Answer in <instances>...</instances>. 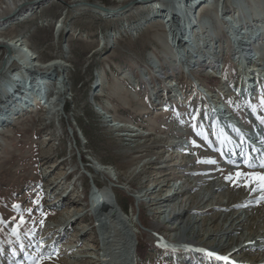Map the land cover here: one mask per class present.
<instances>
[{"label":"rangeland","instance_id":"1","mask_svg":"<svg viewBox=\"0 0 264 264\" xmlns=\"http://www.w3.org/2000/svg\"><path fill=\"white\" fill-rule=\"evenodd\" d=\"M65 1L50 0L39 9H32V16L27 13L25 22H22L24 16H18L27 9L23 8L4 27L6 38L15 37L14 40L26 43L42 62L52 57L64 59V86L67 89L63 94L64 104L58 113L53 108L55 103L49 102L50 97L48 100L38 97L41 106L35 108L32 105L20 117H15L16 121L10 119L5 125L0 124V264H94L89 257L92 250L85 247L98 246L99 228L94 222L90 206L91 190L97 182L115 191V198L122 208L118 219L130 223V231L136 232L134 264H195L196 256L201 257V254L188 252L189 249H177L175 245L208 243L203 239L201 226L197 230L191 224L182 233L185 228H181V221L194 215L203 217V223H211V227L213 224L220 226L236 210V205L244 208L247 203L242 200L249 193L255 200V207L250 210L257 208L256 212H247L251 217L249 230L258 225L264 228V201L254 198L255 189L249 187L252 182H264L259 179L264 176V171L241 167L226 171L217 158L208 153L205 145L194 148L192 153L195 157L180 156L176 150L180 146L176 143L179 133L181 136L183 132L189 134L188 138L191 136L194 140L195 135L190 131L197 134L201 133L200 130L203 132L200 119L206 107V96L220 97L234 112L242 118L246 117L247 103L234 95L232 89L241 86H235L239 74L243 78L248 73V79L252 81L255 76L254 79L262 81L264 85V0H214L209 6H199L197 13L201 25L196 28L195 37L199 29H205L204 46L207 42L209 49L200 50L201 44L197 42L190 49L185 48V56L181 57L183 62L180 58L177 61L182 63L176 66L180 70L177 69L175 74L184 89L185 102L159 110H155L147 95L133 88L129 80L131 78L133 82L140 72L143 76L149 61L154 57L160 63H166L169 58L165 48L166 26L159 20L152 24L141 22L146 11L137 8L141 5L140 0L122 8L121 12L129 11L121 19H105L89 11H76L73 6L65 8ZM85 1H99L104 6L117 4V0ZM155 1L168 5L173 0ZM229 13L233 18L237 17L238 22L223 21ZM220 16L224 17L220 20ZM247 24L254 28L250 34L251 40H257L260 36L258 41L263 66L257 64V53L254 52L251 63L241 64L245 67L240 66L237 60L236 67L231 57L232 45L241 47L239 43L245 38L241 39L234 31H246ZM110 37L114 43L109 40ZM3 49L0 47V57ZM214 50L220 53L224 61L223 79H214L218 70L210 73L208 66L192 74H182L186 64L197 61L199 56L206 57ZM172 55L167 69L175 64L176 55ZM10 68L14 69L15 65ZM99 77H102L103 84L95 88L92 83H97ZM170 83L173 84V81ZM197 83H201L199 87L205 89V95L202 89L197 88ZM55 86L52 82L50 90H57ZM45 87L48 91V85ZM223 91L230 94L224 96ZM4 92L7 93L0 86V94ZM261 92L250 107L258 122L264 126V95ZM131 94L136 95V100L130 97ZM50 95L54 97L56 94L51 92ZM176 96H180V93L176 92ZM2 107L0 103V111ZM104 110L109 115H120L119 118L125 122L133 121L143 132L149 133L134 140L127 135H120L119 131H110L104 123L107 119L102 116ZM4 116V113H0V118L4 119ZM98 165H106L107 171L96 170ZM237 172L244 175L237 178ZM229 175L237 183L226 180L225 177ZM218 178L227 181L229 187L233 188V194L230 193L232 196L202 200V186L211 188ZM174 181L176 186L181 181L179 188L183 194H180L179 199L187 212L171 220L165 218L164 222L159 219V213L155 212L149 200L150 196L163 198L170 192ZM189 195L192 196L186 205ZM55 196L60 199L54 200ZM253 199L250 201L253 202ZM221 202L229 207L221 206ZM192 205L195 208L192 209ZM64 220L66 223L72 221L73 224L64 229L65 225L59 226L58 223ZM162 235L166 241L176 236L164 244L158 239ZM56 236L58 242L55 246ZM221 244L218 243L220 246L217 248L224 253L233 249L231 244H222L226 248ZM236 255L248 264L262 260L261 256L249 249L240 250ZM199 261L200 264H230L215 263L206 257H201Z\"/></svg>","mask_w":264,"mask_h":264},{"label":"bare ground","instance_id":"2","mask_svg":"<svg viewBox=\"0 0 264 264\" xmlns=\"http://www.w3.org/2000/svg\"><path fill=\"white\" fill-rule=\"evenodd\" d=\"M48 1L50 0H0V47L4 48L3 55L0 57V86L1 88H4V91H7V93L4 92L3 95L0 94L2 95V97H0V103L3 105L0 113L5 114L4 119L0 118V124L3 123L5 125L6 123H8V121H10V119H14L16 121L15 117H20V115L23 114L25 110L30 109L32 105L35 106V108L41 106L39 102L40 100H38L37 97H43L44 99L48 100L49 96H47V92L50 90L49 85L52 84V81L49 79V75L54 76V78H58L55 81L57 84V86H55L57 87V90L55 92L56 95L50 98L49 102L52 101L55 103L53 104V108L56 109L57 113L64 104L63 94L67 89V87L64 86V75L66 74V64L64 63L65 60L59 57H52L48 59V61L42 62L37 54H33V50L31 51L26 43L21 42L19 39L14 40L15 37L6 38L4 35V33H6L4 32L5 25H7V23H9L15 15H17V12L19 10L27 8L18 15L20 17L24 16L22 18V22H25L27 21V16H25L27 13V15L32 16L33 12H30L32 9L37 10V8L39 9L40 6H43ZM213 1L214 0H173L168 5H162L159 1L155 0H140L139 4L141 5H138L137 8L146 11V15H144V18L141 17L142 20L140 21H144L145 24H152L154 21L159 20L160 23L166 26V31L168 32H165L164 35L167 40L165 48L167 49L166 52L169 56V58L166 60V63L162 62V64L159 62L157 57H154V59L149 61V67L146 68L147 72L144 71L143 76L142 72H140L139 77L137 79L135 78L133 82H131V78L129 80V84L133 86V88L142 90L147 95V99H149L150 105H152L155 110L163 109L164 107H167L171 104L176 105L179 102H185L184 89L175 78L177 69L178 71L180 70V68L176 66L182 64L181 57L183 58L185 56L184 52L186 47L190 49L197 42L201 44L200 50L204 51L205 49H209V46H206L207 42L204 46V35H206L205 29H199L198 32L200 31V34H198L197 32L196 37L195 33L199 25H201V23L199 22V13H197L199 6H209L213 3ZM135 2H137V0H117V4L114 6H104L99 1H92L91 3H89L85 0H66L65 8H72L73 6L76 7L74 8V10L76 11H89L91 12V14L94 13L95 15L102 16L105 19H121L123 17H126V13L129 11V9H127L124 12H121L122 8L125 9L127 5L131 3L133 4ZM68 10L69 8L67 9V11ZM230 13L226 18L223 19V21H226L227 23H230V21L233 23L238 22L237 17L233 18ZM234 15L235 14H233V16ZM224 16H220V20ZM247 25L248 28L245 29L246 31H234L235 35L240 36L241 39L244 36L245 38L244 40L242 39V42L240 41L239 43L241 47L232 45L233 54L231 53V57L233 59V62H235V66L237 60L239 61L238 64L240 63V66L245 67L241 64L251 63L254 57L252 55V52H254L257 53L256 61H259L257 64L260 63L263 66L262 53L261 51H259L260 44L258 40L260 36L257 40H251L252 37L250 38V34L254 32V28H252L250 24ZM140 26L141 25H139L138 27L140 28ZM244 28H246V25L244 26ZM110 38L111 39L109 40L114 43L113 38ZM10 45H12V47ZM172 53H175L176 55L174 58L175 64L172 67L170 65L169 69H167V63L171 59H173ZM28 54H30V56H28ZM20 55H24V57L26 58L23 59V56L21 57ZM64 55L65 54H63V56ZM64 57L67 56L65 55ZM206 57L199 56V59H197V61L195 60L191 64L185 63L186 69H181L182 74H192L193 71L200 70L203 68V66H208L210 67L208 71L210 73L218 70V74L217 72L216 74H214V79H223L224 77L222 75V71L224 61L220 53L215 51L210 55H207ZM179 58L181 61L177 62ZM13 65H15V68L11 69L10 67H12ZM29 71H34L36 73L32 74ZM247 74H245V77L243 78H240L241 74H239L235 86H238V84L241 86H239L237 89L233 88L232 90L234 91V95H238L237 97L242 98V100L247 103V114L253 124L252 126L254 127L246 126L241 121L242 118H240L236 114V112L233 111L232 107L221 100L220 97L213 98L210 96H206V107L204 108L203 115L200 119L201 128H203L202 133L205 136V139L197 138L195 135L193 138L194 140H192L195 143L205 145L207 147L208 153L216 157L217 160L219 159L218 161L221 163L222 168L225 170H231L233 168L236 169L238 167L242 168V165L244 168H246L245 166L248 164L249 160L257 157L260 152L264 153V143L262 145V141H260V139L264 135V128H261V124L258 122L256 116L254 117L252 115V112L249 111L250 105L252 104L253 100L257 98L259 92L262 91L261 95L262 93L264 95V85L262 84V81L255 80V76L253 77L254 81L249 80ZM125 75H123L124 78L127 77ZM248 80L251 82H248ZM50 81L51 83H49ZM170 81H173V84L170 83ZM90 82L92 83V81ZM101 83L103 84V80L102 77H99L97 83H92V86L96 88L97 86H100ZM200 84L201 83H197L196 86L201 90L202 88L199 87ZM46 85H48V91L47 87H45ZM223 87H225L227 90V87L225 85ZM22 88L24 90H22ZM204 90L202 89L201 91L205 95L206 92ZM28 91H30L29 94H27ZM176 92L180 93V96H176ZM223 92H225L223 93L224 96H228L230 94L226 91ZM131 95L132 96L130 97H132L133 100H136V95ZM43 104H45V102ZM102 112V116L107 117L106 121L104 120V123L108 128H110V131H119L120 135H127L134 138V140L137 139V137H145L149 133L148 132L146 134V132H143L144 130H142V128H140V126H138L137 124H133V121H123L119 118L120 115H117L116 113L115 115H109V112L106 110ZM121 131L124 132V134H121ZM182 134L183 135L181 136V134L179 133L177 136L178 141L176 143L180 145L178 149H176L178 150L177 152H179L180 156L189 155L190 157H195V154L192 153L194 148H196V146L194 145L195 143H193L190 138H188V133V135H186V133L184 132ZM183 137L184 139H181ZM126 139L130 140L129 138ZM257 148L259 149L258 152ZM262 164H264V162L255 163L251 161V166L256 167L260 171H262L261 169H264V167H261ZM96 170L107 171V166L98 165L96 167ZM181 181L177 182V186L176 184H174L176 183L174 181L169 188L171 193L169 192L168 194L164 195L163 198L159 196L157 198L150 196V205L154 206L153 208L155 209V212L159 213V219L163 220L164 222L165 218L171 220L180 213L186 214L187 212L186 206H184L182 204V200L179 199L180 194H183L181 193L183 190L179 188ZM154 185L156 186V184ZM262 185H264V182L258 184L256 182H252L249 186L250 188L255 189L256 195L254 196V198H258L259 201L261 199H263L264 201V186ZM155 186L153 187V189L155 188ZM202 189V200H207L210 197L219 196H223V198H229L234 192L233 188L231 186L229 187V183L227 184V181H224L221 178L216 179L213 187L209 188L202 186ZM114 194L115 191H112L107 186L99 185L98 182L96 184H93V189L91 190L90 206L92 207V215L95 219L94 222L97 223V228H99V231H97L98 246L96 248L87 246L85 247V249L92 250L93 254L91 252V255H89V257L91 258V262H94V264H128L130 262L132 264L135 263V250L137 242V236L135 234L136 232L134 230L130 231V223L127 224V222L123 219H118L119 213L121 212L122 208L118 205V200L115 198ZM190 196L192 195H189L185 201L187 202L186 205H188V199ZM55 199L58 201L60 197L55 196L54 200ZM252 199L253 196L250 193L246 194L242 200V202L247 203L243 206L244 208H242L241 205H236L234 207L236 208V210L234 209L229 219L225 220V222L220 226L213 224V227H211V223H203V217L201 216L198 217L190 215V218H186L185 220L183 219L184 221H181L183 222L181 228H185V230L182 233H185L186 230L191 227V224H194L193 226L197 227V230L201 226L204 234L203 239H205V242L208 244H191L190 246L176 244L175 247L180 250L189 249L188 252L201 254V257H206L207 260L209 259L210 261L215 263L225 262L224 260L217 259L216 257H227V260H229L231 264H248L243 259L241 260L236 257V253H238L240 250L243 251L249 249L253 250L256 255L262 257V260L260 262L253 261L250 264H264V228L258 225L256 228L249 230L251 227L249 223L251 217H249L247 212L257 211V208L250 210L251 208L255 207V200L253 199V202L250 201ZM221 206L226 208L229 207L225 203H222ZM163 207L167 209H163ZM193 208H195V206L192 205V209ZM221 214L222 213H220V215ZM58 223L59 226L65 225L64 229L67 228L69 224H73L72 221H68V223H66L65 220L64 222L59 221ZM241 229L242 231H240ZM236 233H239L238 237L236 236ZM177 235L180 236L181 234L178 233ZM182 235L184 236L185 234ZM57 236L55 237L54 245L58 242ZM175 236L176 235H174V238ZM158 239L164 244H166V242L168 241H166L163 235L161 237L159 236ZM173 239H169V241ZM220 242L224 245L231 244L233 249L228 250L224 253L223 251H221V249L217 248L218 246H220L218 245V243ZM224 245L222 247H225ZM208 252H212L215 255L209 257L207 254ZM201 257L196 256L195 258V261L198 264H200L199 260L201 259ZM229 261H226L225 263H229Z\"/></svg>","mask_w":264,"mask_h":264},{"label":"snow or ice","instance_id":"3","mask_svg":"<svg viewBox=\"0 0 264 264\" xmlns=\"http://www.w3.org/2000/svg\"><path fill=\"white\" fill-rule=\"evenodd\" d=\"M193 119H195V117H193ZM198 162H200V161H198ZM208 162H209V163H214V161H208ZM250 166H251V165H250ZM261 167H264V164H262ZM243 175H244V174H243V173H240V172H237V173H236L237 178L242 177ZM225 179H226V180H230V181H232L233 183H237V181L233 180V177H232L231 175L225 177ZM259 179H260L261 181H264V176L259 177ZM237 186H239V184H237ZM262 186H264V185H262ZM207 254H208L209 257H212V256L215 255V254L212 253V252H208ZM216 258H217V259H222V260H227V259H228L227 257H216Z\"/></svg>","mask_w":264,"mask_h":264},{"label":"water","instance_id":"4","mask_svg":"<svg viewBox=\"0 0 264 264\" xmlns=\"http://www.w3.org/2000/svg\"><path fill=\"white\" fill-rule=\"evenodd\" d=\"M128 264H132V263L130 262V263H128Z\"/></svg>","mask_w":264,"mask_h":264},{"label":"trees","instance_id":"5","mask_svg":"<svg viewBox=\"0 0 264 264\" xmlns=\"http://www.w3.org/2000/svg\"><path fill=\"white\" fill-rule=\"evenodd\" d=\"M216 79V78H215ZM137 249V248H136Z\"/></svg>","mask_w":264,"mask_h":264}]
</instances>
